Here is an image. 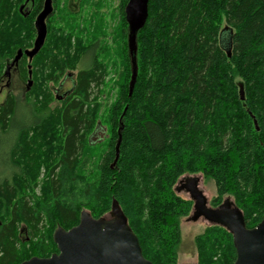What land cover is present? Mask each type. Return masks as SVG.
Wrapping results in <instances>:
<instances>
[{"label": "trees", "instance_id": "trees-1", "mask_svg": "<svg viewBox=\"0 0 264 264\" xmlns=\"http://www.w3.org/2000/svg\"><path fill=\"white\" fill-rule=\"evenodd\" d=\"M21 20L26 21L13 0H0V62L23 47ZM122 24L127 27L124 14ZM221 31L229 36V53L219 45ZM70 35L53 30L52 56L44 45L37 63L44 81L78 69L60 105L48 111L51 96L38 87L37 117L16 115L12 96L0 107V264L50 257L57 253L52 240L57 226L65 231L76 226L82 210L103 217L112 200L143 257L152 264H175L179 220L192 207L175 192L184 175L212 179L216 197L210 206L231 198L246 228L263 219L264 0H149L146 23L135 39L130 96L128 31L119 38L124 45L117 98L108 107L103 137H95L103 126L95 124L101 106L96 94L105 76L101 46L72 43ZM87 57L88 64L78 68ZM21 73L27 74L25 63ZM101 145L104 153L91 161L93 176L79 173V163L92 158L87 150ZM40 167L46 176L36 196ZM194 245L197 264L235 262L232 236L218 225L196 236Z\"/></svg>", "mask_w": 264, "mask_h": 264}, {"label": "rangeland", "instance_id": "rangeland-1", "mask_svg": "<svg viewBox=\"0 0 264 264\" xmlns=\"http://www.w3.org/2000/svg\"><path fill=\"white\" fill-rule=\"evenodd\" d=\"M124 1L125 0H53L54 10L51 18L54 28L53 30L64 29L70 32L72 43L76 42V39H78L79 41L81 40L80 43H84L85 46H87L89 43L94 44L97 42L101 46L102 51L101 54L98 55V57L101 66L103 64L105 66V76L104 82L102 86L98 88V93L96 94L97 102L101 106L99 107L98 118L95 121V124L98 123L100 125L101 123V125H103L101 126V132H104V134L105 132H107L106 118L108 107L117 98L116 80L118 79L117 73L120 70V63L122 61L121 52L123 50L122 46L124 45V40L119 38L122 35V38L124 39L127 30V27L125 28L122 24L125 8V6L122 8V3ZM20 2V0H13L16 9ZM21 22L24 26V30H26L24 32L22 31L21 33H30L29 30L31 29L28 30V27H25L27 22L22 20ZM6 60L2 59L0 62L2 63L0 65V87H2V91L0 94V107L8 97L12 96L14 97L18 108L16 115L19 116H21V113H27V116H30V114H34L33 117H37V115H35L36 113H34V105L36 104V88H47L49 95L51 96V101L48 104V111H50L49 108L51 109L55 106L60 105V101L57 100L56 94L58 98L61 97L62 93L71 88L72 82H75L77 78L78 69L71 72L64 71L62 76L58 80L48 81L46 84H44V76H42L40 72H38V75L36 76L37 83H35L34 86L31 87L33 88L31 92V88H28V90L26 91L25 84L18 83V79L16 77H13L10 87H4L5 78H3L2 76L4 73V64ZM88 62L89 59L87 57L81 62L78 68H83L88 64ZM24 63L27 64V61L25 60ZM21 75L23 76L24 81L28 79L27 74L23 75L22 73ZM67 75H70L68 76L69 78H66ZM64 78H66L64 80V84L59 88V91L55 93L56 89H58V85ZM40 99L41 98L38 97L39 101H41ZM41 116H46V113L38 115V117ZM104 151L105 149L102 147V145L95 148H90L89 151L87 150L88 154L92 156V158L86 165L83 164V161L79 163V173L89 178L91 175L93 176L94 168L91 164V161H94L96 160V158L102 156ZM45 174V169L40 167L37 177L39 183L37 184L36 189H34V193H36V196H39L40 194L39 189L42 186L41 184L45 180ZM183 177L197 178L196 189L206 199L207 206H210L211 202L216 197V188L213 180L203 176L202 174H193L182 176L181 178H179L177 183H179V181L182 180ZM176 185V195L184 200L191 201L189 194L185 190H177ZM225 199L232 202L231 198L229 197H225ZM84 211L85 210H82L81 212ZM191 214L192 213L190 211L188 216L183 217L179 220L180 243L177 250L175 264H197V254L195 250L194 239L196 238V236L202 234L206 228L211 226L202 217L196 220H192ZM103 217L108 218L109 213L104 215ZM57 228L60 227L57 226L54 231ZM25 241L28 243L27 239ZM27 248H29V246H27Z\"/></svg>", "mask_w": 264, "mask_h": 264}, {"label": "water", "instance_id": "water-1", "mask_svg": "<svg viewBox=\"0 0 264 264\" xmlns=\"http://www.w3.org/2000/svg\"><path fill=\"white\" fill-rule=\"evenodd\" d=\"M148 2L149 0H128L124 8L128 31V51L132 65L129 96L132 93L136 76L135 39L146 23ZM51 9V0H46L43 11L38 17L41 26ZM219 45L229 53L230 40L226 33H221ZM27 53L30 58L33 52ZM20 55L21 52L18 51L12 64L18 61ZM9 68L10 65L7 66L6 73ZM239 94L242 100L241 87ZM254 125L257 130L256 121ZM98 131L99 136L103 137L104 133ZM118 144L119 142L112 166L118 156ZM196 183V180H193L187 189L191 199L195 201L192 220L202 217L210 225H218L231 234L236 253L234 264H264V217L255 227L248 229L241 211L231 201L226 199L216 208L208 207L206 199L197 191ZM52 240L57 253L48 258L32 257L20 264H152L143 257L139 242L115 200L111 202L108 218L94 219L89 213L81 212L76 226L67 231L57 228L53 232Z\"/></svg>", "mask_w": 264, "mask_h": 264}, {"label": "flooded vegetation", "instance_id": "flooded-vegetation-1", "mask_svg": "<svg viewBox=\"0 0 264 264\" xmlns=\"http://www.w3.org/2000/svg\"><path fill=\"white\" fill-rule=\"evenodd\" d=\"M21 2L18 4L17 10L19 15H21V17L23 19L26 20L27 19H31L32 20V27L30 33H24L21 35L20 39H19V44L23 47L17 49L15 55L13 56V58L8 59L5 61L4 64V73H3V78H5V84L4 87H10V84L12 82L13 77H16L18 79V83H23L25 84V90L27 91L28 88H31L34 86L36 82V76L38 75V62L39 60L42 59V49L44 48V45L46 46L45 49L46 51H48V55L51 57L52 56V47L48 46V44L51 41L52 38V33H53V23L51 21L52 15H53V0H51V12L45 17L44 21H43V26H41V24L38 22V17L41 14V12L43 11L44 8V4L46 0H43L40 4V0H20ZM43 27V29H42ZM226 29V28H223ZM224 31V30H223ZM223 31H221L219 33L218 36V40L220 39V35L221 33H223ZM40 35V37H39ZM41 39V40H40ZM44 49V50H45ZM18 51L21 52L20 58L18 59V61L14 64H12L14 57L17 55ZM27 52H33L31 54V57H28V53ZM50 57L49 60H50ZM41 58V59H40ZM27 61L26 64V69H27V78L25 81L23 79V76L21 75V71H22V66L24 64V61ZM12 64V65H11ZM10 65L9 71L8 73H6V68L7 66ZM46 69L49 68L48 63L46 64ZM70 76L67 75L66 78ZM64 78L60 84L58 85V89H56L55 93H57L59 91V88L64 84V80L66 79ZM69 78V77H68ZM44 84H46L48 81L45 80L43 81ZM73 85V82H72ZM72 88V86H71ZM71 88L67 91H65L64 93H62L61 97L58 98L57 94H56V98L57 100H62L68 93H70ZM2 91V87H0V94ZM100 132L96 131V136L99 135ZM193 180H196L197 182V178L194 177H183L182 180L179 181V183H177L176 185V189L177 190H185L187 193V189L190 185V182H192ZM189 194V193H188ZM190 199L191 196L189 195ZM192 201V208H191V213H194V203L195 201H193V199H191ZM210 208H212L211 206H208ZM191 214V215H192Z\"/></svg>", "mask_w": 264, "mask_h": 264}]
</instances>
